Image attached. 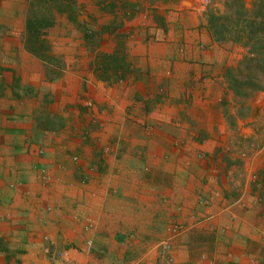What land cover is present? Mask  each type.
<instances>
[{
	"label": "crops",
	"instance_id": "crops-1",
	"mask_svg": "<svg viewBox=\"0 0 264 264\" xmlns=\"http://www.w3.org/2000/svg\"><path fill=\"white\" fill-rule=\"evenodd\" d=\"M122 1L132 4L120 26L129 34L122 77L99 78L87 59L57 76L43 63V264H253L262 241L252 178L211 156L224 140L217 133L232 129L225 70L240 57L209 29L206 9L217 0ZM9 33L0 57V264H41V60L23 27Z\"/></svg>",
	"mask_w": 264,
	"mask_h": 264
},
{
	"label": "rangeland",
	"instance_id": "rangeland-1",
	"mask_svg": "<svg viewBox=\"0 0 264 264\" xmlns=\"http://www.w3.org/2000/svg\"><path fill=\"white\" fill-rule=\"evenodd\" d=\"M14 1L16 0H0V57L2 58L5 56V53H2V48L4 44L7 43V39L12 37L9 33L10 29L16 32L18 28L23 27L24 31V22L22 24L20 20V16L21 18L23 17V19L24 16L23 13H14V4H11ZM244 1L246 6L249 7L251 0ZM123 2L122 0H82V2L75 0L78 20L83 21L87 28L91 29L93 32L99 30L96 32L93 42L89 44V46L85 45L87 43L82 38L83 32L77 24L70 21L66 13H56V22L47 29V35L53 36L62 33L64 36L70 38L72 42H67L70 44L61 42L52 44L50 40L46 38L50 46L53 45V50L51 49L52 53L56 55V60L59 62L56 63L55 60H52L51 63L43 62L46 65L45 71L48 69L46 74L52 76L61 69L60 66L62 64L64 67V65L71 63V61L87 59L89 62H93L92 68L94 69L95 67L98 75L97 68L99 67V63H96V54L98 51H104V48L110 49L112 46H114L115 49L118 43H121V46H126V43L129 41V34L124 30H120V26L122 24V19L127 16L125 13L126 10L132 9V4L126 2L131 8L128 6L124 8L121 6ZM237 5V0H217L216 5L213 3L212 5L210 4L206 9L209 29L210 15L215 17L224 14L233 18L236 16ZM213 20H215V18H213ZM100 26H105V28L99 29ZM229 41L233 43L235 51L239 53V59L248 53V48L239 43L231 40H224L221 42L226 43ZM79 46H84L85 48ZM114 49L111 52H113ZM127 61L129 63L128 57ZM237 61L231 65L233 67L231 70L236 77H241V75H244V72L241 74L240 71L234 68L235 65H237ZM108 65L112 68L116 66L114 62ZM250 65L256 80L255 83L261 85L262 88L256 89L250 86L251 84L247 86L240 85L239 90L241 92L236 93L229 86V81L227 80L230 95L226 97V100H224L222 104L225 114L223 117L232 129L217 133V138L219 139L220 136L223 135L224 140L220 141V144L214 149V152H212L214 154L211 156L217 159L221 158L222 162H227L229 166L233 165V169L240 174L246 175L247 172L250 173L249 177L252 178L251 181L257 195L256 212H258L260 216L258 231L255 235L257 237L260 236L262 241L260 248L257 249L256 247V250H258V257H256L252 263L264 264V182L259 181L260 179H264V162H262L260 166L258 164L256 165L258 162L256 159H260L264 156V68L261 64L256 62ZM117 72L124 73V71L121 70H117ZM107 75H115V73L110 69L107 71ZM235 124L236 127H234ZM237 126H243L244 130L247 129V131L241 130V128L237 129ZM254 153H256V156H254L255 165L253 164L252 168L250 167V159ZM206 155H208V153H206ZM218 162L221 163L220 160L216 161L217 164ZM223 166L224 164H222V167ZM243 262V264H246L247 260H243Z\"/></svg>",
	"mask_w": 264,
	"mask_h": 264
},
{
	"label": "trees",
	"instance_id": "trees-1",
	"mask_svg": "<svg viewBox=\"0 0 264 264\" xmlns=\"http://www.w3.org/2000/svg\"><path fill=\"white\" fill-rule=\"evenodd\" d=\"M237 2L235 17L232 18L224 14L215 17L210 15L209 23L212 35L217 41L231 40L248 48V53L239 59L237 65L234 67L241 74L244 72V75H241L242 78L236 77L232 73V66L225 70L229 86L236 93H240V85L247 86L251 84L250 86L256 89L262 88L261 85L255 83L256 80L251 71L250 64L256 62L264 68V0H251L249 7L246 6L244 0H237ZM11 4H14L13 11L15 14L23 13L24 31L22 38L26 49L41 60V0H16ZM121 6L131 8L126 2H123ZM56 13H66L68 19L77 24L83 32L82 38L86 41V46H89L93 42L96 32L99 31L93 32L87 28L83 21L78 20L75 0H43V62L45 63H51L52 60L59 63L46 39L47 29L56 22ZM103 28L105 26L99 27V29ZM111 62H114L116 65L113 67L114 69L108 65ZM96 63H99V67L97 68L99 78H108L107 71L110 69H112L117 77L124 75L118 74L117 70L124 72L129 70L125 46H121V43H118V46L111 53L102 50L98 51ZM60 67L62 69L63 64ZM59 73H54V76L59 75ZM259 181L264 182V179H260ZM231 264L243 263L233 262Z\"/></svg>",
	"mask_w": 264,
	"mask_h": 264
},
{
	"label": "built area",
	"instance_id": "built-area-1",
	"mask_svg": "<svg viewBox=\"0 0 264 264\" xmlns=\"http://www.w3.org/2000/svg\"><path fill=\"white\" fill-rule=\"evenodd\" d=\"M207 2H208V0H204V3H207ZM105 151H109V147L106 146ZM179 232H180L179 225L173 226L170 229V234L167 237L163 238L159 242V247H161L164 250H169L171 247V238L174 237L175 235H177ZM47 252H49V249H47ZM59 264H74V263H72L69 259H67L65 261L63 260ZM80 264H100V263L97 261H94V260H87V261H84L83 263H80Z\"/></svg>",
	"mask_w": 264,
	"mask_h": 264
}]
</instances>
